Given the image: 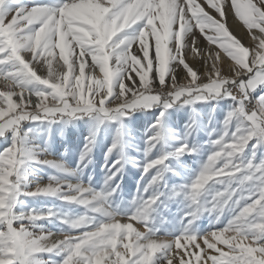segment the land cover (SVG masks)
I'll list each match as a JSON object with an SVG mask.
<instances>
[{
  "label": "snow or ice",
  "instance_id": "obj_1",
  "mask_svg": "<svg viewBox=\"0 0 264 264\" xmlns=\"http://www.w3.org/2000/svg\"><path fill=\"white\" fill-rule=\"evenodd\" d=\"M226 14H234L235 26L246 30L247 46L229 31ZM190 60L201 61L203 73ZM172 64L183 68L182 79ZM154 81L161 86L155 93ZM257 87H264V0H65L30 8L19 0H0V138L11 140L0 151V264H264V158H255L264 145V94L253 101ZM217 98L231 100L232 107L192 182L161 190L169 171L164 161L192 155L187 143L146 159L145 183L133 197L135 210L125 217L106 210L114 187L94 192L49 177L47 184L22 191L21 169L27 163L65 171L26 146L25 121L88 116L103 123L159 105L153 134L145 141L147 158L162 142L167 109ZM119 135L118 130L106 158L119 147ZM250 143L252 154L245 157ZM92 145L87 139L78 167ZM121 167L119 159L112 162L105 185ZM21 195L53 196L86 214L72 218L52 208L18 213ZM180 195L189 201L182 230L170 239L158 237L149 227L154 206L162 196ZM225 211L229 218L220 228L203 235L192 230L201 213H215L220 221ZM53 220L66 230L53 233L38 223ZM53 255L61 259L54 262Z\"/></svg>",
  "mask_w": 264,
  "mask_h": 264
},
{
  "label": "rangeland",
  "instance_id": "obj_2",
  "mask_svg": "<svg viewBox=\"0 0 264 264\" xmlns=\"http://www.w3.org/2000/svg\"><path fill=\"white\" fill-rule=\"evenodd\" d=\"M19 2L30 8L34 5L51 7L62 4L65 0H19ZM198 2H202V0H198ZM204 7L209 14L215 15L219 19L214 10L209 9L207 5ZM232 15L234 16V14ZM139 23L126 31L132 32ZM197 35L199 34L197 33ZM174 65L171 66L179 68ZM95 75L99 76L98 70ZM155 92L156 89H153V93ZM262 94H264V87H257L251 93L253 101ZM232 103L231 100L217 98L194 102L191 105H181L179 102L173 105L167 109L161 121L162 142L147 158L144 155L145 141L153 134L154 130L151 126L160 115L162 106L153 105L147 110L138 109L119 121H104L103 123H98L88 116L56 122L25 121L21 125V133L27 134L22 137L26 146L33 150L38 159H47L53 162V159L59 158L61 160L60 166L65 171L61 172L56 168L27 163L21 169L22 191H32L37 184H47L49 177H56L64 184L75 185L79 183L89 187L94 192H101L105 188L114 187L116 191L108 197L106 210L125 217L135 210L133 197L138 194V191H142V185L145 183L141 178V167L146 159H154L161 154L173 153L180 144L187 143L189 148L194 149L192 155L169 156L164 161V166L169 171L163 174V184L166 187L161 190L167 192L174 187L178 188L192 182L211 152L210 140L215 139L222 131V122L232 107ZM193 122V129L186 136L188 125ZM118 130L120 134L119 147L106 158L105 153L117 138ZM93 132H95L94 136L92 135ZM89 138L93 139L92 151L78 167L79 157ZM10 142L8 136L0 138V151L5 150ZM251 154L250 143L244 156L247 157ZM255 158L257 160L264 158V145L257 147ZM118 159L122 164L121 171L109 182V185H105V178L108 175L107 169L113 161ZM188 203L189 201L185 200L183 195L171 199L162 196L161 200L154 206L155 210L151 214L149 227L155 231L158 237L169 239L175 237L182 230L181 218L187 211ZM49 208L54 209L60 215L72 218L86 214L85 208L76 204L65 203L49 195H21L15 206V211L18 213H28L29 211L44 213ZM228 218L229 213L227 211L223 213L220 221L216 220L215 213L204 212L194 222L192 230L196 234L203 235L208 231L220 228L221 222L226 223ZM38 223L46 231L53 233L66 230V226L56 220ZM134 226L140 227L139 225ZM45 259H49V257L46 256ZM50 259L58 262L61 257L53 255Z\"/></svg>",
  "mask_w": 264,
  "mask_h": 264
},
{
  "label": "bare ground",
  "instance_id": "obj_3",
  "mask_svg": "<svg viewBox=\"0 0 264 264\" xmlns=\"http://www.w3.org/2000/svg\"><path fill=\"white\" fill-rule=\"evenodd\" d=\"M225 23H226V26L228 27L229 31L236 37V39H238L242 44L247 46L248 39L246 38V30H244L242 28V26H240V27L235 26V25H238L239 22L235 19V17L232 14H226ZM197 36H199V35H197ZM200 43L203 47H208L207 42L204 41L203 38H200ZM189 63L192 64L193 67H197L198 70L201 73H203L204 68H203V63L201 61L193 62L190 60ZM174 66H176V65H174ZM171 67L173 68V66H171ZM174 69H175V75L177 77V80L182 79L183 75L185 74L184 70L182 68H176V67ZM41 74L46 75V70H45V72H43ZM160 87L161 86H160L158 81L153 82V89L157 90V89H160ZM53 162L60 165L61 160L59 158H56V159H53Z\"/></svg>",
  "mask_w": 264,
  "mask_h": 264
},
{
  "label": "trees",
  "instance_id": "obj_4",
  "mask_svg": "<svg viewBox=\"0 0 264 264\" xmlns=\"http://www.w3.org/2000/svg\"><path fill=\"white\" fill-rule=\"evenodd\" d=\"M155 106V105H154ZM159 106V105H158Z\"/></svg>",
  "mask_w": 264,
  "mask_h": 264
}]
</instances>
